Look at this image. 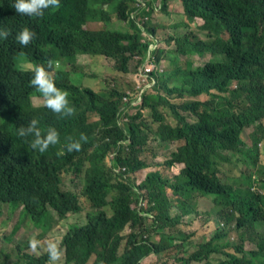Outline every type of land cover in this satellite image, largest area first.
Wrapping results in <instances>:
<instances>
[{
  "label": "trees",
  "instance_id": "trees-1",
  "mask_svg": "<svg viewBox=\"0 0 264 264\" xmlns=\"http://www.w3.org/2000/svg\"><path fill=\"white\" fill-rule=\"evenodd\" d=\"M14 3L15 0H0V29L7 28L11 32L7 39H0V203L23 206L36 226L42 227L41 219L48 214V208L60 218L80 210L76 196L60 189V175L70 172L75 176L83 175L82 194L94 206H105L107 197L113 195L110 202L113 216H92L83 227L72 228L66 233L63 238L66 264H87L91 256L95 257L94 264L98 261L138 264L150 253L160 254L172 245L173 238L162 235L158 244L125 247L117 256L119 232L129 222L132 226L141 224L129 208L130 188L124 184H111L110 174L102 165L111 144L122 138L114 127L117 94L111 92L104 97L79 88L72 84L69 74L61 67L56 79L70 94L74 116L62 123L32 108L28 100L33 65L47 66L48 60L74 65L77 54L104 55L113 58L118 68L125 71L128 60L125 53L136 48L137 35L88 32L81 27L88 20L101 19L104 13L100 6L104 4L114 6L119 18L124 17L126 9L138 19L144 6L134 0H96L92 6L89 0H61L56 11L36 19L17 14L12 7ZM182 4L188 19L201 17L204 20L203 29L212 40L191 42L187 35L179 37L177 52L200 56L210 53L215 60L203 69L179 70V80L172 83V88L164 84V91L168 95L176 93L180 98L209 94L210 90L227 95H210L211 100L181 107L183 111L194 113L197 122L188 124L179 119L181 126H164L160 135L169 141L185 140V145L168 163H184L185 168L173 183L157 173L149 174L141 188L146 189L148 199L153 203L151 210H156L157 219L163 225L173 226L179 220L169 215V203L164 194L168 187L182 198L195 193L214 195L217 206L245 213L244 219L237 220L238 228L253 227L257 212L264 218V196L246 191V197L238 201L240 192L232 195L231 189L220 183L217 165L226 160L223 152L236 151L241 145V130L264 118V0H182ZM25 27L35 31L37 38L22 47L16 36ZM225 33L228 35L226 40L222 38ZM124 41L126 45L122 44ZM232 83H235L234 89H230ZM197 106L202 107L200 112L196 111ZM88 113H95L99 122L88 124ZM33 118L38 119L42 127L58 129L63 140L66 137L79 139L81 133L87 140L81 142L79 151L64 155L57 154L56 149L44 155L27 154V151H38L30 147L33 138H20L16 130L22 125L27 126ZM131 134L133 154L135 146L143 145L145 139L139 126L132 125ZM131 160L132 172L143 167L135 164V157ZM230 220L226 214V222ZM222 239L223 234L216 233L211 241L183 260L184 264L207 261L210 254L228 246L220 245ZM235 252L241 256L225 254L226 259L219 264H264V238H259L256 251L247 253L237 246Z\"/></svg>",
  "mask_w": 264,
  "mask_h": 264
},
{
  "label": "clouds",
  "instance_id": "clouds-1",
  "mask_svg": "<svg viewBox=\"0 0 264 264\" xmlns=\"http://www.w3.org/2000/svg\"><path fill=\"white\" fill-rule=\"evenodd\" d=\"M96 0H89V5L92 6ZM174 0H134V2L138 5L144 6V10L141 13L140 18H136L135 16L128 13V11L124 10V17L119 18L117 14V10L114 6L109 4H104L100 6L101 11L104 13L103 17L98 20H88L81 27L82 30L88 32H100V31H109V32H119L128 35H137V45L136 48L132 52H126L125 56L127 57V62L125 65V71L120 70L118 68V63L110 57L104 55H88V54H77L75 57L74 65H68L54 62L52 60H48L47 66L44 65H33V78L30 82H28V88L30 94L28 96V100L32 108L40 110L46 113L48 116L62 122L67 123L75 114V107L70 98L69 92L62 87L57 79L58 69L63 67V71L69 74L72 84L82 89H89L94 94L108 97L111 92H115L117 96L115 97L118 100L116 111L114 115V127L117 131L122 134V138L115 140L114 143L111 144L108 151L105 153L102 165L104 169L110 174L111 184H124L130 188V192L132 193L131 202L129 204V208L133 211L137 218L141 220L140 225L132 226L131 223H127L124 228L119 232L120 243L117 250V256H120L125 247L130 248L131 246H148L150 247L153 244H158L162 235L170 236L173 238L172 245L167 247L160 254L150 253L149 255L143 257L138 264H142V262L150 256L159 257L165 251L172 249L174 247L184 249L186 247V239L187 237L182 234L180 231L175 230V233H172V230L175 229L178 225H180L183 217L188 216L194 213V209L196 211H200L202 207H206L208 212L214 211L216 216L223 221V227H220L219 223L216 222V228L213 232V235L210 239L202 241L197 245V249L189 254L187 257H181L177 261L179 264H184L183 260L188 259L192 254L197 252L199 248L205 243L211 241L216 233H222L223 239L220 242V245L225 243L228 246L219 250L218 253H212L209 255L207 261L203 260L201 262H190L189 264H205L206 262L209 264H219L226 259L225 254L235 255L240 257L241 254H237L235 252V247L241 246L244 252H251L257 250V244L259 242V238H264V218L262 219V214L257 212L256 217L257 221L254 223L253 227L245 226L244 228L237 227V220L244 219L246 217L245 213L231 211L230 208H224L222 206H217L215 203V196L211 194H199L195 193L190 197H179L177 196L171 188L166 187L164 194L166 200L169 203V215L172 219L178 217V223L173 226L163 225L157 219L156 210H151L153 203H150L148 199V193L146 189L141 188V185L146 181V177L149 174L157 173L162 179L167 180L170 183L175 181V177L179 176L181 172L184 170V163L174 162L172 165H168V163L172 160L173 154L177 153L178 149L185 145V140H174L169 141L167 138L162 137L160 135V131L164 126H169L171 128H176L177 126H181L179 119H183L188 124H195L197 122V117L192 112H187L182 110V106L185 104H190L195 106L196 103H203L205 101L211 100L210 95L217 96H226L225 93H220L216 90H210L209 94H200L196 97H190L184 95L183 97H178L176 93L168 95L163 88V85H167L168 88H172V83L179 80V70H197L203 69L204 66L210 62H213L215 58L210 53H205L204 55H181L177 52V44L176 40L179 37H183L187 35L191 42L200 41V42H209L212 38L207 37V31L203 29L205 22L201 17H193L192 19H188L183 8L182 0L180 2V12L182 17L184 18L183 22H178L173 25L174 29H177L183 26L186 31L184 33H177L174 36H170L169 31L162 28L164 22L169 18V15L172 11H176L175 4L173 5ZM61 5V0H15L13 4V8L15 9L17 14H21L28 17H35L36 19L42 18L49 12L56 11ZM112 10L115 12L117 19L123 23L126 30L123 31H114V30H87L85 27L88 24L94 22H102L107 23L109 21V11ZM199 25V30L204 33V39H199L195 37L189 30V26ZM11 35V32L7 28L0 29V39H7ZM37 38V34L35 31L29 29L28 27L23 28L19 34L16 36L17 42L22 47H27ZM222 38L226 40L228 35L225 33L222 35ZM126 45L127 42L124 41L122 43ZM206 55H209L211 59L205 63L201 67H194L193 63L190 59L194 56L202 58ZM78 56H88V57H105L111 59L115 63V68L122 72L127 73L128 76V88L123 93L118 92L115 89H110L106 93H96L92 89L83 87L79 85V81L74 79L71 75V71L67 70V67H71L74 69L77 67V57ZM179 57H184L187 59L184 67H176L173 75H166V69L168 64H174ZM56 63V64H54ZM235 88V83H232L230 89ZM158 89H160L163 95L157 94ZM207 96V99L204 101L199 100L200 96ZM174 97L176 99L185 100L189 99L190 101H184L177 105H173L168 102V98ZM149 105H152L154 109H151ZM162 105L165 108H168L173 118L176 120V124L174 126L165 122L163 116L158 113L157 106ZM144 109H148L152 115L154 122L158 123V127L155 132L149 130V128L145 125L142 120V114L144 113ZM202 107L197 106L196 111L200 112ZM95 116V121H90L89 118ZM194 120L191 121L190 119ZM264 120L255 122L254 124L244 127L239 134V140L241 145L238 146L236 151H228L223 152L222 155L226 157V160H221L217 165V177L221 184L228 186L231 189L232 195H234L237 191L240 192L238 201L241 202L244 199L245 192L249 191L255 196L263 197L264 194L255 193L252 189L250 183L247 188H234L233 186L224 183L219 174L220 168L224 165L232 163L233 166L238 167L245 160H249L251 165H254L256 159L258 157L257 146L259 140L254 138L253 149L244 151L245 145L241 140V134L245 129L258 126L261 128V123ZM99 122V117L95 113L87 114V123H96ZM139 126V130L144 137V143L141 146H135V153L132 154V143L133 138L131 134V126ZM17 136L20 138L32 137L33 139L30 142V147L33 150L38 151H27V154L32 155H44L52 149H56L57 154L64 155L66 152L79 151L81 148V142L87 140V137L81 133L79 139H73L72 137H66L64 140L62 139L61 133L58 129L46 126L42 127L39 124L38 119L33 118L27 124V126H20L17 130ZM149 134H153L155 138L164 143H178L181 144L170 154V157L165 161L166 167L171 169L173 174L172 178L164 177L159 171H149L145 174L143 180L135 184L133 180L130 179V175H134L139 171H145L150 166L146 165L143 162H140L137 159V155L142 151L143 147L146 145ZM106 142L110 143L109 139H106ZM236 154L243 156L244 160H240L235 157ZM132 157H135V164H141L143 167L138 170L131 171L130 166L133 165ZM63 175H72L74 178H77L82 182L81 196L85 198L92 207L97 209H103L105 207H109L111 211V215H106L103 211H98L93 214L87 216L86 221L81 226H72L70 227L60 238L57 234H50L48 236H34L30 237L26 241V246L23 251L26 252V255H22L21 259L25 264H36L38 261H42L43 264H66V248L63 244V238L66 233L72 228H79L86 225L88 218L103 214L106 218H111L113 216V211L110 205V202L113 198V195H109L106 199L107 204L102 207L94 206L83 194L84 187V179L83 175L75 176L73 173H61V184L60 189L64 192H70L74 194L77 198L78 206L80 210L78 212H69L63 218H60L57 213L48 208V214L42 217V227L36 226L35 221L32 219L30 214L24 209L23 206H17L12 203H0L1 205H10L11 208H21L23 212H25L31 219L33 226L43 233L48 231V229L59 220H63L67 217L68 214H78L81 212V206L79 203V197L75 193L71 191L63 190L62 185V176ZM247 181H250L251 178H246ZM261 186L264 187V180L261 182ZM171 191L173 195V201L168 198L166 191ZM211 197V198H210ZM194 201V204H189L186 202ZM135 203V204H133ZM133 204V205H132ZM175 209L177 213L172 215V209ZM194 208V209H193ZM260 209L262 207L260 206ZM193 210V211H192ZM196 213V212H195ZM226 214H229L231 220L226 222ZM127 230L128 234L123 235L124 230ZM165 229L169 231L166 232ZM232 230L245 231L251 230L255 233L254 245L255 249L245 250L242 242L239 244H231L228 241L229 233ZM260 230V231H259ZM153 234L158 236V241H152ZM181 240L180 245H176V241ZM124 242V243H123ZM123 245V246H122ZM122 246V247H121ZM232 249L233 252L227 251L228 249ZM214 255H220L222 257L221 260L217 262H213L211 257ZM7 256H4V264H7ZM95 263V257L91 256L88 260L87 264ZM96 264H113L108 261H98Z\"/></svg>",
  "mask_w": 264,
  "mask_h": 264
},
{
  "label": "rangeland",
  "instance_id": "rangeland-1",
  "mask_svg": "<svg viewBox=\"0 0 264 264\" xmlns=\"http://www.w3.org/2000/svg\"><path fill=\"white\" fill-rule=\"evenodd\" d=\"M174 4L176 6V11H172L169 18L162 25L163 29L169 31L170 36H174L177 33H184L186 31L183 26L177 29L173 28V25L184 21L180 12L179 0H174L173 5ZM199 27L200 26L197 24L189 26L188 31H190L195 37L204 39V33L199 30ZM85 28L93 31L104 29L114 31L126 30L123 23L117 19L115 12L112 10L109 11V21L107 23L94 22L86 25ZM210 59L211 57L209 55L202 58L194 56L190 61L193 63L194 67H201ZM186 61V58L179 57L174 64H168L165 74L173 75L176 67H184ZM76 64V68L71 69V67H67V70L71 71L72 77L79 81L80 86L90 88L96 93H106L110 89H115L118 92L123 93L128 88L129 80L127 73L125 74L118 71L115 68L114 61L111 59L105 57L78 56ZM157 94L163 95L160 89H158ZM198 99L204 101L207 99V96L203 95ZM167 100L173 105H177L184 101H190L189 99L180 100L174 97L168 98ZM157 111L163 116L165 122L172 126L176 124V120L173 118L168 108L159 105L157 106ZM141 118L152 133L156 131L158 123L154 122L148 109H144ZM89 120L95 121L96 117L92 116ZM190 120L193 121L194 119L191 118ZM254 138L259 140L257 146L258 157L255 164L251 165L249 160H245L238 165V167H234L233 158L232 163L220 168L219 176L224 183L229 184L234 188H247L250 183L255 193L264 194V187L261 186V182L264 180V120L261 123V128L254 126L245 129L241 134V140L245 145L244 151L253 149ZM180 144L181 142L164 143L155 138L153 134H149L147 143L137 155V159L150 166V168L145 171H139L134 175H130V179L133 180L135 184L141 182L145 174L149 171H159L164 177L172 178L173 174L171 169L166 167L165 161ZM235 157L241 161L244 160L243 156L239 154H236ZM248 177L251 178L250 181L246 180ZM61 187L63 190L71 191L78 195L81 212L78 214H68L65 219L59 220L44 233L33 226L30 217L23 212L21 208H11L8 204L0 206V264H4V256H7V264H25L21 257L22 255H26V252L23 250L26 246V241L30 237H44L50 234H57L60 238L70 227L83 225L87 216L90 214L103 211L106 215H111L109 207L103 209L94 208L81 196L82 182L77 178H74L72 175L62 176ZM166 194L168 198L173 201L174 198L171 191L167 190ZM186 203L194 204V201ZM194 211L196 213L194 212L183 217L180 225L172 230L173 234L175 233V230H177L187 237L186 247L184 249L174 247L165 251L159 257L150 256L145 259L142 264H179L177 261L179 258L187 257L197 249L199 243L212 237L216 228V222L219 223L220 227H223V221L216 216L214 211L209 213L206 207H202L200 211H196L195 209ZM176 213L177 211L173 208L172 215H175ZM165 231L168 232L169 230L165 229ZM127 234L128 232L125 229L123 235L125 236ZM255 238V233L251 230L245 231L244 233L242 231L232 230L229 233L228 241L231 244H239L242 242L244 249L249 251L255 249ZM158 239V236L153 234L152 241L156 242ZM180 243L181 240L176 241V245H180ZM227 251L233 252L230 248ZM221 259L222 257L220 255H214L211 257L213 262H217ZM92 261L93 260L90 261V264Z\"/></svg>",
  "mask_w": 264,
  "mask_h": 264
}]
</instances>
